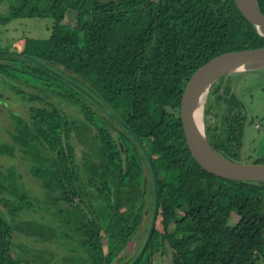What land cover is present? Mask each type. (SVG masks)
<instances>
[{
  "label": "trees",
  "instance_id": "16d2710c",
  "mask_svg": "<svg viewBox=\"0 0 264 264\" xmlns=\"http://www.w3.org/2000/svg\"><path fill=\"white\" fill-rule=\"evenodd\" d=\"M257 1L264 13V0ZM56 4L62 7L45 48L30 56L43 66L28 61L21 55L25 53L0 54L6 61L0 72L14 88L16 81L43 85L81 119H69L57 108L50 115L36 111L37 131L31 138L22 131L10 134L12 145L4 151L19 153L44 189L61 193L66 207L59 225L84 235L90 264H112L127 245L133 226L125 227L121 217L126 214L120 210L141 200L145 168L155 187L161 224L166 229L174 220V232L159 240L167 264H264V181L207 173L192 158L179 118L183 89L199 67L223 53L261 48L264 38L233 0H17L10 17L46 18ZM66 11L76 13L75 26L60 23ZM227 77L209 90L223 106L220 124L205 130L215 151L239 162L247 114L227 91L230 87L223 86ZM90 128L96 137L88 136ZM132 134L151 159L155 183ZM71 139L84 148L81 163L75 160ZM10 179L16 180L11 171H0V198L13 192ZM95 180L105 201L100 214L89 191ZM16 194L28 204L25 193ZM26 203L18 209L0 200V264L23 262L12 257L10 222ZM1 204L9 205L10 215Z\"/></svg>",
  "mask_w": 264,
  "mask_h": 264
},
{
  "label": "rangeland",
  "instance_id": "374dc122",
  "mask_svg": "<svg viewBox=\"0 0 264 264\" xmlns=\"http://www.w3.org/2000/svg\"><path fill=\"white\" fill-rule=\"evenodd\" d=\"M101 1L118 2L119 0ZM16 3L17 0H0V51L9 53L25 51L27 54L33 55L45 48L53 22L58 18L62 6L56 4V7H52L50 14L43 20L37 18H11L10 9ZM5 19H8V21L4 22ZM60 23L69 27L75 26L76 13L66 11ZM5 74L0 72V86L10 85L2 79L3 76L6 79ZM17 76L19 78L23 77L21 74H17L15 77ZM227 78L230 80H228V83L231 94L233 93V96L242 103L243 113L247 114L242 136V148L238 160L240 163L248 165L258 162L264 164V69L234 73L228 75ZM48 80H50V77ZM43 82H45L43 79L38 80V83ZM16 84L18 87L13 88V90H0V145L5 142L11 143L8 137L9 133L15 134L22 131L23 137L31 138V135L38 128L37 121L34 119L36 111H42L45 112L44 114L50 115L52 107L55 106L61 111L64 108L62 112L69 119H81L69 108L70 104L54 96L43 85L35 84L37 87H30L31 84L26 85L22 81H16ZM15 90H22L26 95L33 96L37 100L30 101L27 97L19 95ZM226 95L225 93L224 96L228 97ZM219 103H221V100H217L215 95L210 96L209 92L203 108L205 128L206 125L213 127L215 123L220 124L219 117L223 105ZM236 109L240 110L241 108L238 106ZM94 134L95 131L93 130L89 137L93 138ZM70 142H75V140L71 139ZM75 149V160L81 163L84 148L75 142ZM19 156V153L16 155L8 153V155L0 156V170L6 172L9 169V173L11 171L14 178H16L15 181L13 179L9 180L13 192H5L6 197L0 198V200L11 201L20 209L18 204H24L26 201L24 198L23 200L18 198L16 193L25 191L28 197V204L26 203L19 214L10 222L13 259L23 260L22 264H90V258L82 245L84 235L79 231L65 230L67 227L62 228L59 225L60 221L64 222L63 217H61V209L66 207L61 200V193L54 191L51 194L50 191L44 190L41 181L34 176V167L29 165L27 168L21 162ZM31 158H33L32 154ZM27 159H25L26 162H28ZM31 163L34 164L32 161ZM35 166L37 167V164ZM145 177L147 181L143 184L141 200L133 206L125 204L124 208L120 210V212L125 211L126 214L121 217V219H126L125 227L133 226V233L129 236L127 245L124 246L112 264H128L140 251V240H143L148 232L153 198L149 173L146 168ZM95 181L93 183L95 185L94 189L90 187L89 191L96 196V202L92 203L94 205L93 209L98 210V214H100L101 208L105 206V201L99 191L100 182ZM141 204H143L142 208ZM127 206H129L127 210H124ZM139 207L140 211L138 210ZM1 208L10 215L9 205L7 208V206L1 204ZM137 212L140 214L138 216H141L139 220L134 218V216H137ZM235 220L236 216H233L231 221L234 222ZM154 225L153 230H155V233H151L147 239V243L139 254L140 256L136 259L137 264H167V256H162L159 253V240L164 231L169 234L174 232V220L165 229L161 224V216L157 215Z\"/></svg>",
  "mask_w": 264,
  "mask_h": 264
},
{
  "label": "water",
  "instance_id": "95a60500",
  "mask_svg": "<svg viewBox=\"0 0 264 264\" xmlns=\"http://www.w3.org/2000/svg\"><path fill=\"white\" fill-rule=\"evenodd\" d=\"M240 14L255 28L257 33L264 38V13L259 8L257 0H233ZM0 53H4L1 52ZM10 54V53H7ZM42 66V64L35 62ZM264 69V46L261 48L227 52L218 55L199 67L188 79L183 89L179 118L186 146L195 162L207 173L219 178L234 181H264V164H242L227 159L215 151L208 142L203 120V108L210 88L220 78L239 72H248ZM201 100L200 116L196 117L195 112ZM138 146L142 149L155 183V170L144 149L143 143L132 134ZM157 214V197L155 200L154 217ZM154 222L149 232L151 235ZM140 256V255H138ZM137 256V258H138ZM136 258V259H137ZM135 261L132 263L134 264Z\"/></svg>",
  "mask_w": 264,
  "mask_h": 264
},
{
  "label": "flooded vegetation",
  "instance_id": "af4514ba",
  "mask_svg": "<svg viewBox=\"0 0 264 264\" xmlns=\"http://www.w3.org/2000/svg\"><path fill=\"white\" fill-rule=\"evenodd\" d=\"M34 18H37V17H34ZM19 19H23V18H19ZM37 19H41V18H37ZM44 18H42V20H43ZM52 28V27H51ZM30 41V40H29ZM28 42V41H27ZM33 42V41H32ZM29 43V42H28ZM28 45V44H27ZM7 53H9V52H4V53H0V54H6V55H8ZM21 54V53H25L24 55L23 54H21L23 57H25V58H27L28 59V61H31L30 59H33V58H31L30 56H34L35 55V53L33 54V55H30V54H27L25 51L23 52H21V51H18V53L17 52H10V54ZM35 62H37V63H40V62H38V61H36L35 59H33ZM6 63V61L5 62H3V60L2 59H0V63ZM32 62V61H31ZM34 63V62H33ZM41 64V63H40ZM42 66H43V64H42ZM9 79H11L12 80V77H8ZM229 79L227 78V79H224V81H223V86H225V85H228L229 86V81H228ZM228 83V84H227ZM13 88L14 87H12V86H10V85H8V86H4V85H2V86H0V90H13ZM224 91H226V90H224ZM230 94H231V90H227ZM220 92H221V94H223L222 92H223V90H220ZM229 94V95H230ZM232 95H234L233 93H232ZM235 97V96H234ZM242 104V103H241ZM5 105V104H4ZM243 106V105H242ZM53 108H57V107H55V106H53L52 107V109ZM244 108V107H243ZM6 109L8 110V108L6 107ZM59 111H61L59 108H57ZM6 110V111H7ZM62 111H64L63 109H62ZM92 131H93V129L92 128H90L89 129V133H88V136H90L91 135V133H92ZM8 134V133H7ZM10 134H13V133H9L8 134V137L10 138ZM11 140V139H10ZM8 145H12V142L11 143H4V144H2V145H0V156H3V155H8V153L6 152V151H4V148H6L5 146H8ZM141 149V148H140ZM142 150V149H141ZM17 154V153H16ZM15 154V155H16ZM144 154V153H143ZM14 158H15V156H14ZM92 160H93V158H92ZM147 160V159H146ZM22 162V161H21ZM148 162V161H147ZM24 164V163H23ZM25 165V164H24ZM27 168H28V166L27 165H25ZM1 171V170H0ZM1 172H3V171H1ZM9 172V169L6 171V173H8ZM150 182V181H149ZM150 187H151V190H153L154 191V198H153V205H152V215L150 216V224H149V228H148V232H147V234H146V237L142 240L141 239V237L139 238V240H140V251L139 252H137V254H136V256L134 257V258H132L131 259V262L133 261H135V259L137 258V256L141 253V251H142V249L144 248V246H145V244L147 243V239L149 238V232H150V229H151V227H152V224H153V222H154V224H155V220H156V217H157V215H158V208H157V214L155 215V217H154V211H155V200H156V198H155V195H156V193H155V187H153L152 188V185H151V183H150ZM45 190V189H44ZM23 193H25L26 194V196H27V193L25 192V191H22ZM27 201H28V197H27ZM143 216V215H142ZM140 217L141 216H134V218L136 219V218H138V220L140 219ZM144 217V216H143ZM143 217H142V220H143ZM161 221H162V218H161ZM155 226V225H154ZM163 226V225H162ZM164 228V227H163ZM153 232H154V230H153ZM164 233H167L166 231H164L163 232V234ZM162 234V235H163ZM167 234H169V233H167ZM159 253H161V249H160V245H159ZM131 262L129 263V264H131ZM136 263V262H135Z\"/></svg>",
  "mask_w": 264,
  "mask_h": 264
},
{
  "label": "bare ground",
  "instance_id": "6f19581e",
  "mask_svg": "<svg viewBox=\"0 0 264 264\" xmlns=\"http://www.w3.org/2000/svg\"><path fill=\"white\" fill-rule=\"evenodd\" d=\"M202 102H203V100H201V103H200L199 107L197 108V110L195 112V116L196 117H199L200 116L201 106L203 105Z\"/></svg>",
  "mask_w": 264,
  "mask_h": 264
},
{
  "label": "crops",
  "instance_id": "0c3cea01",
  "mask_svg": "<svg viewBox=\"0 0 264 264\" xmlns=\"http://www.w3.org/2000/svg\"><path fill=\"white\" fill-rule=\"evenodd\" d=\"M31 87V86H30Z\"/></svg>",
  "mask_w": 264,
  "mask_h": 264
}]
</instances>
